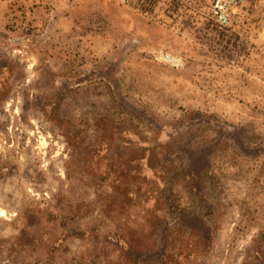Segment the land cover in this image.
I'll use <instances>...</instances> for the list:
<instances>
[{
  "label": "rangeland",
  "instance_id": "374dc122",
  "mask_svg": "<svg viewBox=\"0 0 264 264\" xmlns=\"http://www.w3.org/2000/svg\"><path fill=\"white\" fill-rule=\"evenodd\" d=\"M0 0V264H264V0Z\"/></svg>",
  "mask_w": 264,
  "mask_h": 264
},
{
  "label": "built area",
  "instance_id": "2783aa9c",
  "mask_svg": "<svg viewBox=\"0 0 264 264\" xmlns=\"http://www.w3.org/2000/svg\"><path fill=\"white\" fill-rule=\"evenodd\" d=\"M240 0H214V9L215 12L218 13L217 17L222 18L225 16V11L228 9V6L233 3L236 4Z\"/></svg>",
  "mask_w": 264,
  "mask_h": 264
}]
</instances>
